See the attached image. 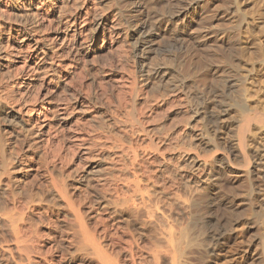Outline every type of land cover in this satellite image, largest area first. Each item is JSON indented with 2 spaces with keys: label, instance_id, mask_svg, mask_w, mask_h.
I'll use <instances>...</instances> for the list:
<instances>
[{
  "label": "rangeland",
  "instance_id": "1",
  "mask_svg": "<svg viewBox=\"0 0 264 264\" xmlns=\"http://www.w3.org/2000/svg\"><path fill=\"white\" fill-rule=\"evenodd\" d=\"M16 1L18 0H10L11 3H15ZM108 2L109 1H98L96 3L99 8L103 10L114 11L118 8L130 9L131 7L138 6L140 2H148L153 8V15H157L158 19L164 20L170 15L169 18L170 22H172V26L175 27L176 31L180 33L179 38L176 39L175 37L169 35H162L159 37L152 48V52L147 55L148 59L145 62L147 67H161L163 71L168 73V76L156 77V75L146 74L145 71L143 72L141 70L139 64L140 60L138 57H136L135 44L132 37L131 39L127 37L124 46L117 48V50L111 54L109 53L106 56H97L93 53L88 54V56H86L83 60L77 62V67L74 68L75 70L73 67H70L64 71H61L60 78L63 76V74L68 75L64 85L67 84V88H69L70 92H84L88 96V99L93 104H95L97 108V116L95 120L90 119V117L81 119L79 118V115L76 114L74 118L75 120H73L74 125L71 130H65V139H60L58 141L56 140L54 143L47 145L46 147L50 153V159L53 162L50 161V159L47 162H45L43 159H40L38 152L40 149L37 145L36 136L33 133V130H31V127H28L26 124L16 125L15 131L12 134H9V132H2V130L5 128L8 130L4 124V120H7L8 118L10 119L11 117L10 115L6 117L8 108H0V135L4 139L6 145L10 149L12 148L11 150L17 152V150L21 151L22 148H27L28 146L26 145L30 143L32 144V147L38 149L37 151L34 150L35 154H38L37 162L41 164L43 163V166L37 162L34 163L36 164L35 168H37V166L40 167V173H37V175L39 174L38 176L34 173L33 176L27 180L28 182L24 184V187H22L23 191L25 190L28 193L30 192L29 194L31 200L29 199L28 202H39V204L33 203L35 206L37 205L36 207L33 204H31L32 207L29 205L30 208L27 211V215L29 216L26 215L28 218V221L26 220V224L27 222L30 224L31 229L27 224L30 235V231H36L35 234L33 233L35 240H33V237H31V240L32 242L34 241L33 244L35 251L39 249V253L33 250V252L37 253L38 255L36 256L35 253H32L33 255H31V258L36 259L40 256L39 260L40 258L42 259L40 261L38 259H33L34 261L31 260L30 262L26 260L19 261L17 254L14 253L13 259L10 257L7 261V264H32V262L33 264H37L38 262V264H98L96 257L92 256L93 254L91 253L90 249L87 248L84 249L85 251H83L77 248V245L79 244L78 240L83 239L84 234L80 227L77 228L79 224L74 223L75 220H73L74 222H72V225L68 223L69 220L70 222L72 221V218H67L65 215L68 208H66L62 202L53 206L51 205L52 207L50 210L52 212L48 209L47 213L45 212L46 209L45 211H42L43 213L40 212L43 210L41 208H46L47 206V201L44 202L42 198H44V200L49 198L45 192L51 186L46 181L49 179V176L46 175V171L44 173L43 167L45 166V163H47L48 166L51 164L50 167L54 166L55 163L54 169L56 170L51 169L50 172L51 177H53L56 182L59 181L58 183L63 182V178H65L64 181L66 182L63 183L69 185L73 182L74 184L75 180L77 181L76 178L79 177V175L84 176L86 180L83 184V187H85V191L86 187L90 189L89 190L87 188L88 193L87 191L86 193L84 191V193L89 200H91L94 196V188L92 189V187H94L96 182H98L96 180H99L101 177L102 178L100 179V182H102L103 185L105 184L103 186L104 188H102L104 190L106 188L107 190L110 187V191L113 189L111 193L110 191L108 192L114 197H116L117 194H119L118 196H121L122 192V195L126 193L125 188V193L122 189V185L124 183H130L136 178H141L143 181H141L142 183L140 182V184H143L141 185L142 187L145 185L146 190L143 191L147 192L150 187L152 188L153 183H155L154 179H156V181H158L153 186V188L155 187L154 191L153 189H149L150 193L146 195L147 197H150V199H148L153 206H151L149 202L146 204L147 206L150 205L151 208L153 207V209L149 207L148 210L147 207L146 209L142 205L143 209L139 214L140 220H144V217L146 218L145 220H149L154 218L153 214L155 211H163L165 216L170 218L167 220H173L176 222L175 224L181 223L180 225H182L181 221L185 220L183 225L186 224L187 226L186 222L189 221L190 223L192 222L191 225L188 222L189 227H195L196 224L200 222L196 226L195 230L191 231V227L190 230L188 228L187 229L192 233L195 232V234H200V238H197L198 243L202 246L205 245L207 248H203L205 254L204 263H207L209 258H214L213 253H219V247L217 246V241L214 237V234L216 237L217 234H223L225 239L230 240L228 247L232 248L230 250L228 247L226 248L227 253L231 251L228 255L243 253L248 256L249 254H254V262L257 261L255 264H259L258 257H260L262 255L261 253L264 251V238H262L264 237V128H261V126L259 127V124L255 123V121H253L255 125L251 123V133L248 132L246 138L248 142L246 151L247 155L252 158V161L249 165L245 166L243 163L244 159H242V154L237 152V156H235V145L237 144L236 133L238 132L237 129L239 128L238 126L240 123H237L238 121L236 118L238 116H235V101L243 99L246 103L243 101L240 102H243L245 105L248 104V108L250 106L249 109L252 108L253 111L256 110V112H259V114L263 113L260 112V109L264 111V67L260 59L263 57L258 58V62L256 63L254 61L256 56L254 54L255 50L262 52V49H264V0H113L112 3ZM65 10H69V8L64 9V11ZM16 19L23 22H33L34 18L28 16H19L16 17ZM154 26L155 25L152 24V26H150L151 29H154ZM43 34V32H40L39 36H44ZM44 46L51 48L53 47V44L49 41H45ZM235 49L238 50L239 53L236 54L237 51ZM3 50L4 49H2L0 45V54L3 52ZM262 53H264V50ZM110 68L113 70L115 75L119 74L124 75L126 78L134 77L136 79L138 92H134L133 94L136 93L137 96L134 95V98H132L133 94L130 95L127 89V97L125 96V92H123V94H119V92H117L118 87L115 86L117 84L112 79L108 78V75H110V73H108ZM236 68L238 69L236 70ZM72 71H74V73L69 75V73ZM3 77L7 78V75L1 76L0 78ZM240 87L243 88L240 89ZM239 89L240 92H242L240 95L237 93V91L239 92ZM243 89H245L246 94L245 91H241ZM36 91V88L33 87L30 90V93L35 94ZM63 93L64 94L60 95L65 98V96H67L66 92ZM117 93L120 95V97L122 95L126 97V103L123 101L124 97L122 96L120 99ZM216 94L218 97H214ZM238 96H241V99ZM215 101H220L217 103V105H226L229 109L228 112L220 113L217 108H210L211 106L214 107L213 104H216ZM129 105H131V107L133 106L132 108L135 112L132 111V113L134 112V115L128 114L130 111V108H128L130 107ZM254 107L259 109H254ZM248 108L246 109L249 110ZM126 111H128V113ZM212 111L215 112V114H218L220 117V129L215 130L209 123L207 112L209 113ZM250 111L252 110H249L248 112ZM127 114L131 117H128ZM132 115L134 117H132ZM261 115L264 116V114ZM76 117L79 118V120ZM137 118H141L142 122L137 123V121H135ZM129 119H135V123L131 120L133 122L132 124ZM76 120H78V122ZM188 125H190V129ZM182 128H184V130L186 129L185 135L187 136L181 138L178 140V142L175 141L177 142L175 143L172 136L174 137V134H177V131L182 130ZM74 134L84 135L87 138L94 140V142L99 141V145L97 142L95 143L97 144L96 148L101 145L105 146L104 141L107 137L109 138L110 143L108 140L105 141V143L107 142L106 146L108 148L110 147L111 151L106 146V149L105 147L103 148L101 146L102 148L99 147L101 149L98 148L96 151L95 148V151L93 150L92 154L90 153L89 155H86L87 157H82L80 150H82L83 147L78 148L74 146L72 142L73 140L68 139V136H73ZM131 137L132 142L136 146L139 145L136 147L137 150L133 149L131 151V148H134L133 146H135L132 142H130ZM141 137L142 139H140ZM135 138L138 140V144H136ZM113 139L115 140L114 142ZM143 139L146 140V142L149 139L151 142L148 141L149 144L146 142L144 144ZM24 140H26L28 143L24 142ZM102 140L104 145L102 144ZM113 143L116 145V147L119 145L121 147L123 144L120 149H123V147L126 146L127 147L123 151L120 149L118 151H116L117 149L114 151L116 147L113 145ZM167 143L173 144V147L171 145L170 149L174 148V151L176 149L175 153L172 152L173 150L169 152V150L167 151L165 149L168 145ZM178 144L179 148L181 147L186 149V152L184 151L186 153V155H183L184 157L181 156L184 154L183 151L174 147H178ZM130 145L132 147H130ZM129 149L131 154H127L129 153ZM144 149L146 154L149 150V152H153H150V154L153 155L155 153V156H152L149 153L148 154L152 158H150L148 154V156H146V154L142 156V150L143 153H145ZM162 149H165V152ZM154 150L158 151L159 153L157 152L156 154ZM160 150H162L164 153ZM124 151H126L124 154H127L122 155V158L126 159H124L125 162H123V159L121 160V158L118 159L121 153ZM181 151L182 153H177ZM114 152L117 155H115ZM21 153L25 155L27 152L25 149H23ZM134 153L139 155L135 156L136 154ZM109 154H111L110 157H112V159L114 158V161L109 157ZM179 154H181V157ZM128 155L130 158L133 157L131 159L133 162L128 160L130 159L129 157L127 158ZM176 156H179V158ZM196 156H199L198 160L203 163V166H196L194 159L192 163H189V157L192 158ZM137 157H139V159L141 157L142 160H140L143 162H141ZM143 157H147L146 161L148 163H145V165L147 164L145 167L143 165ZM167 157H173V159L165 160L168 159ZM116 158L119 161H122L121 163L123 164L128 161V163H126L127 165L122 164V167L124 166L127 168V172L124 174L125 177L127 175L126 179H124L122 172L121 175H119L120 177H117L120 171H118L117 168H114L115 163H117L116 166L120 169L121 163L119 162V165L118 161H116ZM148 158L153 159L152 163H154L153 161H156L153 164L155 166L152 165L151 160ZM105 160H107V162ZM157 160L159 162H157ZM130 162L136 167H134ZM129 163L133 167H131ZM140 164L143 168L140 166ZM158 165L160 166L157 167ZM103 166L105 168H103ZM150 166L154 167L150 168L154 170L153 173H151L152 175L150 174L152 177L149 176V172H152V170L149 171ZM147 167L148 170L146 169ZM156 167L161 174L156 170ZM141 168L142 171H140ZM160 168L163 169V171ZM60 169H63L62 172H59ZM143 169H146L147 172L145 170L144 172ZM114 170L118 172H115ZM108 171L110 172L109 176ZM137 171H140V177H138L136 174ZM143 172L145 174H143ZM71 173L73 174L70 175ZM131 174H133V176ZM142 174L146 176L148 175L152 178L153 181H150L151 184L148 183L149 178L145 179L146 176H143ZM153 176H155V178ZM115 177L120 179V183ZM143 177L146 181L143 179ZM57 178L59 180H57ZM103 178H105V180ZM141 179H139L138 182ZM107 180H109V182H113L110 184L107 182ZM124 180L127 182H123ZM88 181L90 183H94H91V186L93 185L92 187H89L90 184ZM29 183L32 184L30 185ZM167 183L171 189H169V186L166 187ZM159 184H162V186L165 184L164 186L166 188L164 186H160ZM117 186L119 189L116 188ZM145 187H143V189H145ZM163 188H165V190L169 189V191L174 190V193L172 194L169 191L164 192ZM115 189L120 192L116 194ZM150 190L155 193L154 196H152L153 193ZM113 192H115L116 195L113 194ZM144 194L146 193L144 192ZM126 195L129 194L126 193ZM169 195L171 199L168 197ZM171 195L176 198H173ZM251 195H254L255 197ZM178 197H181L184 202L180 201V198L178 201ZM32 198L34 200H32ZM248 198L251 200L250 203L248 202ZM255 198L257 200L256 202L254 201ZM201 199L204 201H201ZM5 200L6 192L5 190H0V210H3L6 207ZM185 202L188 204H184ZM181 204L182 206L184 205V207L187 206L188 209H186V207L185 209L182 207V210H185L182 211L180 208ZM155 206H159V208L157 209ZM154 207L157 210L153 211L155 209ZM172 210L175 211L173 212ZM179 212H181V216ZM147 214H149V216L152 215V217L149 218ZM170 214L172 217H170ZM51 215L53 220L49 217ZM100 215L104 217L103 214ZM63 216L65 219H63ZM259 217L261 218L260 220ZM101 218H99L100 222L95 220V223H98V229L97 223L94 224V221H91V223H86L87 226L90 225L87 227L89 229L91 228L90 230L88 229L90 233L93 234L95 229H97V231H95L97 235L94 233V236L96 235V239L99 238L100 240L98 241L100 242L102 241L100 238L102 234H98L102 233L101 231L103 228H106L110 224L108 220L106 222V220H102ZM203 220L212 221L208 230L207 228L205 229L200 226L202 225L201 222H203ZM103 221L106 222L107 226ZM121 225H124V227L127 228L125 224ZM66 226L69 227L67 228ZM122 226L119 227L120 230L118 228V234L120 233L119 235L124 236L123 239L128 233L127 230L131 231L136 237H138V232L136 233L130 228L125 230V228ZM197 227L200 228V231H196L199 230ZM202 228V231H205V234L209 233L206 235V237H203L205 234L201 232ZM78 230H81L79 231L81 234L79 232V234H77ZM109 231L112 232V228H109ZM123 231L127 232L123 234ZM61 234L63 235L61 236ZM82 234L83 237H81ZM211 235L212 238L209 237ZM85 237L87 236L85 235ZM65 238H68V240ZM202 238L205 240L203 241ZM8 241L10 242V237L9 235H6L5 229L0 224V245H3L4 247L9 245L11 246L12 243H8ZM86 241H88V237ZM75 249L80 252L75 254ZM81 252L84 253L82 254ZM85 252L87 256H84ZM88 259L91 260L89 261ZM254 262L252 260L250 264H253Z\"/></svg>",
  "mask_w": 264,
  "mask_h": 264
},
{
  "label": "bare ground",
  "instance_id": "2",
  "mask_svg": "<svg viewBox=\"0 0 264 264\" xmlns=\"http://www.w3.org/2000/svg\"><path fill=\"white\" fill-rule=\"evenodd\" d=\"M98 1H102V2L109 1L108 3L113 2V0H18L15 3H11L10 0H0V41H1L0 45H1L2 49H4L3 52L0 54V77L7 75V78H4V77L0 78V108H2V107L8 108V112L6 113V117L9 115L11 117L10 119L8 118L7 120L6 119L4 120V124L6 125L8 130H6V128H5L4 130H2V132H9V134H12L15 131L16 125H18V124H26L28 127H31V130H33V133L36 136L38 148L40 149L38 151L39 155H40V159H43L45 162H47L51 157L48 149L46 148L47 145L54 143L56 140L58 141L60 139H65V134H64L65 130H68V129L71 130V128L74 125L73 120H75L74 118H75L76 114H78L79 118H81V119L82 118L85 119V118L90 117V119L95 120V118L97 116V114H96L97 108H96L95 104H93L88 99V96L84 92H82V91H81V93H74V91L70 92L69 88H67V84L64 85V82H65L66 78H68L67 77L68 75L63 74V76L60 78L61 71H64L70 67H73V69L76 68L77 62H79L80 60H83L86 56H88V54L93 53V54H96L97 56H106L109 53L111 54L112 52L117 50V48L124 46L125 40L127 37H129V39H131V37H132L134 39L136 57H138L140 60L139 64H140L141 70L143 72L145 71L146 74L156 75V77L168 76V73L166 71H163V69L161 67H158V66L157 67L156 66L147 67V64L145 62L148 59L147 55H149L152 52V48L155 45V43L159 37H161L162 35H169V36L175 37L176 39L179 38L180 33L177 32L175 27L172 26V22H170V18H169L170 15L167 16L164 20L158 19L157 15H153V12H152L153 8L149 5L148 2H140L138 6L131 7L130 9L118 8L114 11H108V10H103V9L99 8V6L96 3ZM67 8H69V10L64 11V9H67ZM19 16H26V17L28 16V17H33L34 19H33V22H30V21L23 22V21H19L16 19V17H19ZM152 24L155 25L153 27L154 29H151V27H150V26H152ZM40 32H43L44 36H39ZM45 41H47V42L49 41L50 43H52L53 47H51V48L45 47L44 46ZM89 47H90V49H89ZM263 50L264 49H262V52H263ZM236 51H237L236 54L239 53L238 50H236ZM262 52L255 50L254 54L256 56H255L254 61L256 63V62H258L257 61L258 58L263 57L260 59L262 61V65L264 67V53H262ZM259 63H261V62H259ZM145 69H148V70H145ZM237 69L238 68H236V70ZM72 73H74V71L70 72L69 75ZM108 73H110V75H108V78L112 79L117 84L115 86L118 87L117 92H119V94H123V92H125V96H126L127 95L126 89L129 91L130 95H132L134 92H138L136 79L134 77L126 78L124 75H119V74L115 75V73H113V70H111V68L109 69ZM9 74H12V75H9ZM33 87H35L37 90L35 94L30 93V90ZM242 88L240 87V89H242ZM240 89H239V92L237 91V93H239V95H240V93H242V92H240ZM217 91L220 92L219 90H217ZM241 91L244 92L245 89H243ZM63 92H66L67 96H65V98L62 97V95H60V94H64ZM119 94L117 93V95L119 96L120 99L122 96L124 97V95H122L120 97ZM245 94H246V91H245ZM134 95L137 96L135 93L132 95V98H134L133 97ZM126 97H124V100H123V101H125V103H126V100H125ZM214 97H218V95L216 94V96H214ZM131 101H132V99H131ZM240 101L245 102L243 99H241L239 101H235L236 102L235 103V113H236L235 116L239 117V118L238 117L236 118L238 121L237 123H239V122L241 123V124L239 123V126H238L239 128L237 129L238 132L236 133L237 134L236 135V137H237L236 143L237 144L235 145V147H236L235 156H237V152L241 153L243 156L242 159H244L243 163L245 166H247L252 161V158L249 157V155H247V151H246V147H247V143H248L247 139H246L247 134L251 130L250 126H251V123H253V121H255V123L259 124L258 125L259 127L261 126V128H264V116L261 115V114H264V111H262L260 109V112H263V113L259 114V112H256V110L253 111L252 108L249 109L250 106L248 108V104L245 105L243 102H240ZM215 102H216V104L215 103L213 104L214 107L211 106L210 108H212V109L217 108L220 113H223V112L227 113L228 112L229 109L226 105H217V103H219L220 101L219 102L215 101ZM125 103H124V106H125ZM132 104H133V102H132ZM129 106L130 107H128V108H130V111L128 109L129 113H128V111H126V112L131 115L135 111L132 108L133 106L132 107H131V105H129ZM257 107L256 108L254 107V109H257ZM246 108H248L249 110H252V111L248 112L249 110H247ZM132 111H134V112L132 113ZM128 114H127V116H128ZM133 115H132V117H134ZM128 117H131V116H128ZM136 117H138V116H136ZM79 118H77V119L79 120ZM207 118L209 119V123L212 125V127L215 130L220 129L219 124H220L221 120H220V117L218 116V114H215V112H213V111L209 112V113L207 112ZM78 120H76V121L78 122ZM134 120H132V121L134 122ZM135 121H137V123L142 122L141 118L140 119L137 118V120H135ZM133 122H132V124H133ZM184 127H186V126H184ZM188 127L190 129V125H188ZM221 129H222V127H221ZM185 130H184V128H182V130H180V131L178 130L177 134L175 133L176 136L173 133L174 134V137L172 136L173 141L178 142V140L187 136V135H185L186 134ZM0 133H1V130H0ZM89 137H91V136H89ZM136 138H135V142H136V144H138V140ZM68 139L73 140L72 142H73L74 146H76L78 148L83 147V149L80 150L82 157L89 155L90 153L92 154V151L93 150L95 151V148L97 147V144L99 142V141L98 142L96 141L97 144H95L96 142H94V140H92L91 138H87L86 136L79 135V134H74L73 136H68ZM105 139H106L105 141L108 140V142H109V138L106 137ZM140 139H142V137ZM105 141H104V144L106 146L107 142L105 143ZM114 141L115 140L113 139V142ZM116 141H119V140H116ZM143 141L145 144L146 140L143 139ZM148 141H150V140L148 139ZM148 141L146 143L149 144ZM168 141H169V139H168ZM24 142H27V141L24 140ZM130 142H132V137H131ZM177 142H175V143H177ZM4 143H5L4 139L0 135V173H1V175H0V188L1 189L0 190H5V192H6V200H5L6 207L3 210H0V224L5 229L6 235H9L10 242L12 244H11V246L9 245L6 247H4L3 245H0L1 246V248H0V264H7V261L10 257H12V259H13L14 253L17 254L19 261H25L26 260V261L30 262L31 260L35 259V258L32 259L31 255H33L35 252H38V250H39L37 247L38 250L35 251V249H34L35 247L33 244L34 241L32 242V240H31V237H33V233L35 234L36 231L35 232H34V230H32L33 232L30 231V233H31V235H30L28 232L29 228H27L28 225L30 227V224L28 222H27L28 225L26 224V220L28 221V218L26 217V215H27V211L30 208L29 205L33 204L34 201H30L31 203L28 202V200L30 199V194H29L30 192L28 193L25 190L23 191L22 187H24V184L28 182L27 180H29V178L31 176H33L34 173L36 175H37V173H40L39 172L40 167L37 166V168H35L36 164H34L38 160V158H37L38 154H35L34 150L37 151L38 149L32 147V144L27 142L28 144L26 146H28V147L22 148V150L25 149V151L27 153L25 155H23L21 153L22 150L21 151L17 150V152H15V151L11 150L12 148L10 149L6 145V143L4 145ZM117 143H119V142H117ZM156 143H158V142H156ZM102 144H103V140H102ZM139 144H140V142H139ZM107 145H109V144H107ZM113 145H115V144L113 143ZM122 145H121V147H122ZM168 145H167V147H169V148H167V147L165 148L166 145L164 146V148L167 151L169 150V152H171L174 149V148L170 149L171 145L173 147V144L169 143ZM101 146H98V148ZM105 146H102V147L104 148ZM138 146H136V145L133 146L134 148H131V151L133 149L137 150L136 147H138ZM153 146H154V144H153ZM106 147H105V149H106ZM115 147H116V145H115ZM121 147H120V145L117 146L114 149V151L116 149H117L116 151H118ZM126 147H123V149H120V150L123 151ZM130 147H132V146L130 145ZM174 147L183 151L184 154H182V155L179 154V156L180 155L181 156L186 155V153H185L186 149L181 148V147L179 148V144H178V147H176V146H174ZM98 148H96V151ZM101 148H99V149H101ZM108 149L110 150V147ZM165 149H162V150L165 152ZM178 149H177V151H178ZM135 150H134V152H135ZM162 150H160V151L163 152ZM112 151H113V149H112ZM131 151L129 149V153H127V154H131ZM167 151H166V153H167ZM175 151H176V149H175ZM175 151L173 150L172 152L175 153ZM182 151L177 152V153H182ZM125 152L126 151L121 153V155L118 159L121 158V160H122L123 159L122 155ZM144 152H145V149H144ZM150 152H152V151H150ZM150 152L148 150L147 154L148 153L150 154ZM155 152L157 154L158 151H155ZM169 152H168V155H169ZM114 154H115V152H114ZM127 154H124V155H127ZM134 154H136V153H134ZM144 154H146V152L143 153V150H142V156H144ZM147 154H146V156L149 155V154L148 155ZM96 155H98V154H96ZM110 155L111 154H109V157H110ZM115 155H117V154H115ZM137 155H139V154H136L135 156H137ZM150 155H152V154H150ZM150 155H149V157H150ZM179 156H176V157L179 158ZM187 156H188V154H187ZM107 157H108V155H107ZM128 157H129V155L127 156V158ZM131 157H132V155H131ZM110 158L112 159V157H110ZM132 158H130L128 160L133 162V160H131ZM137 158L139 159V157H137ZM146 158H144V164H143L144 167L147 165V164L145 165V163H148L146 161ZM150 158H152V157H150ZM150 158H148V159H150ZM160 158H162V157H160ZM189 158H190V160L188 159L189 163H192L193 159H194L196 166H198V167L203 166V163H201L200 160H198L199 156L198 157L197 156L192 157V158L189 157ZM118 159L116 161H118V164L120 165V163L122 161H119ZM124 159H123V162H125ZM140 159H141V157H140ZM169 159L172 160L173 157L165 159V160H169ZM150 160L152 163L153 159H150ZM50 161H52V160L50 159ZM105 161L107 162V160H105ZM164 161H163V163H164ZM41 162H42V160H41ZM141 162H143V161H141ZM153 162L155 163L156 161H153ZM157 162H159V161L157 160ZM161 162H162V160H161ZM37 163H39V162H37ZM126 163H128V161ZM126 163H124V164H126ZM149 163H150V161H149ZM154 163H152V165ZM39 164H41V163H39ZM110 164H111V161H110ZM116 164L117 163H115L114 168H117V170L120 171V173L117 175V177L119 178L120 177L119 175H121V172H122L124 179H126L127 175L125 177L124 174H126L127 168L124 166H123L124 168L122 167L123 163H121V165H120L121 169L119 167H117ZM131 164H130V166H131ZM150 164H148V165H150ZM159 164H161V163H159ZM50 165L48 166V164L45 163V166L43 167L44 173L46 171V175L49 176V179H47L46 181L51 186L49 188L47 186L48 189L45 192L49 198L47 200H44V198H42V200L44 202L47 201V203H46L47 206H46V208H41L43 210H41L40 212L43 213L42 211H45V209H46L45 212L47 213V209L50 210L53 205L62 202L63 205L66 208H68L65 215L67 216V218L68 217L72 218V221L70 222V220H69L68 223H70V225H72L73 224L72 222H74L73 220H75L74 223L79 224V226L77 228L80 227V229H82L83 234H84V238H86V239L83 238L81 240H78L79 244L77 245V248L80 250H83V251H85L84 249H87V248L90 249L91 253L93 254V255L92 254L91 255L93 257H96L98 264H203L204 263L205 254H204L203 248H205V249H207V248L205 245H204L205 246L204 247L198 243L197 238H200L199 237L200 234H198V233L195 234V232H193L195 234L194 235L191 232V231L195 230L196 226L200 222H198L195 227L190 226L192 228V230L189 231L190 230V227L188 225L189 221L186 222L187 226H186V224L183 225L185 223V220L184 221L180 220L182 222V225H180L181 223L180 224L177 223L178 224L177 225V224H175L176 222H174L173 220H167L170 218H167L165 216V214L163 213V211H160V212L155 211L159 208V206H157V207L155 206L157 209L154 207L155 209L153 211H155V212H154V214L152 213L154 215V218H151L149 220L148 219L145 220L146 219L145 217H144V220L139 219V214H140V211L143 209V207L144 208L147 207L149 210L150 205L147 206L146 203L147 202L150 203V200H149L150 197H147L146 195L150 193L149 189H151V190L153 189V191H154L155 187L153 188V186H154V184H156V182L158 180L156 181V179H154L155 183L152 182L153 183L152 188L147 187V188H149L147 191L148 193L146 191H143V190H146V187L144 185L143 187H145V189H143V187L141 186V185H143V184H140V182L143 181L141 178H136L137 180L135 179L136 180L135 181L134 177H133L134 181L131 180L132 182H130V183L127 182L126 180H124L123 182H127V183L123 184L121 182L123 184L122 189L124 190V188H125L126 193L129 195H126L125 190H124L125 194L122 195L123 190L121 189L122 190L121 196H118L119 194H117V193H119L120 191L115 189L117 196L114 197V196H112V194H109V192H108V191H110L109 186H106V187H109L107 190H106V188H105V190L103 189L104 188L103 186L105 184L103 185V183L100 182V179L102 178L100 176L101 178L99 180H96L98 182H96V185L94 187H92L93 185L91 186V183L94 184L95 180H94V183L93 182L90 183L88 181V183L90 184V186H89V184H88V186L92 187V189L94 188V194L92 193L94 196L92 195L93 198L91 200H89L85 194L88 187H86V191H85V187H83L84 186L83 184L86 180V178H84V176L79 175V177L76 178L77 181L75 180L74 184H73V182H72V184H69V182H68L69 185L63 183V182H66V181H64L65 178H63V177H62L63 182L58 183L59 181L56 182L54 180V178L51 177V172H50L51 169L56 170V169H54L55 163H54V166H52V167H50ZM52 165H53V163H52ZM107 165H108V163H107ZM113 165H114V163H113ZM132 165L134 166V164H132ZM133 166H131V167H133ZM140 166H141V164H140ZM153 166H155V165H153ZM153 166H150L149 169L151 167L154 168ZM159 166L160 165H158L157 167H159ZM162 166H164V165H162ZM134 167H136V166H134ZM139 167H138V169H139ZM65 168H64V170H65ZM103 168H105V167L103 166ZM142 168L140 171H142ZM97 169H98V167H97ZM106 169H104V170H106ZM146 169L148 170V167ZM146 169H143V171L145 170L147 172ZM62 170L60 169L59 172H62ZM151 170L152 169H150L149 171H151ZM156 170L158 171V168ZM161 170L163 171V169H161ZM109 171H108V176L110 175ZM118 171H115V172H118ZM140 171H137V173H136L138 175V177H140V175H139V174H141V173H139ZM153 171L154 170H152V172H149V176L152 175L151 173H153ZM68 172H69V170H68ZM144 172H143V174H145ZM72 174L73 173H71L70 175H72ZM114 175H116V174H114ZM131 175L133 176V174H131ZM75 176H77V175H75ZM105 176H106V174H105ZM143 176H146V175H143ZM149 176L147 175L145 177V179L149 178L148 183L151 184L150 181H153V180L151 178L152 176L151 177H149ZM153 177L155 178V176H153ZM118 178H116V180H118V182H119L120 179H118ZM157 178H158V176H157ZM34 179H36V178H34ZM103 179L105 180V178H103ZM139 179H141V180L138 182ZM143 179H144V177H143ZM57 180H59V179L57 178ZM70 180H72V179H70ZM92 180H93V178H92ZM107 182H109V180H107ZM112 182L113 181H110L109 183L111 184ZM33 183H36V182H33ZM29 184L31 185L32 183H29ZM113 184H112V186H113ZM86 185H87V183H86ZM164 185L165 184H163V186ZM118 186L116 188H118ZM160 186H162V184ZM167 186H169L168 183H167L166 187ZM162 187H160V188H162ZM165 188H163L164 192H168L169 189H171L170 186H169V189H167V190H165ZM112 190L110 191V193L112 192ZM156 190H157V188H156ZM84 191H85V193H84ZM153 191H151V192L153 193ZM144 192L146 194H144ZM169 192H171L173 194L174 190L169 191ZM87 193H88V191H87ZM113 194H115V192H113ZM154 194L155 193H153L152 196H154ZM174 195H176V194H174ZM171 196H173V195H171ZM251 196H254V195H251ZM44 197L46 198L45 195H44ZM168 197H170V195ZM248 197H249V195H248ZM89 198H90V196H89ZM173 198H176V197L173 196ZM179 198L181 199V197H178V201H179ZM170 199H171V197H170ZM203 199H201V201ZM248 199H249V201L248 200L247 201L250 203L251 200H250V198H248ZM32 200H34V199L32 198ZM43 201H42V203H43ZM180 201L184 202V200H182V199ZM254 201L255 202L257 201L256 198ZM175 202H176V200H175ZM186 202L184 204H188ZM35 203H36V201H35ZM203 203H205V202H203ZM36 204H39V202ZM145 204H146V206H145ZM150 204H151V206H153L152 203H150ZM176 204H177V202H176ZM253 204H254V202H253ZM142 205H143V207H142ZM31 207H32V205H31ZM182 207H184V205L182 206V204H181V206H180L181 210H182ZM185 207H186V209H188L187 206H185ZM185 207H184V209H185ZM172 208H173V205H172ZM33 209H32V211H33ZM151 209H153V207ZM174 209H176V208H174ZM64 210H66V209H64ZM162 210H164V209H162ZM182 211H185V210H182ZM34 213H36V212H34ZM141 213H143V212H141ZM180 213L181 212H179V214ZM60 214H61V212H60ZM100 214H103L104 217H102V215H100ZM27 216H29V215H27ZM147 216H149V214H147ZM180 216H181V214H180ZM261 216H262V214H261ZM49 217L52 219V215ZM58 217H60V216H58ZM150 217H152V215L149 216V218ZM170 217H172L171 214H170ZM97 218H98V220H97ZM99 218H101L102 220H106V222L108 220L110 223L109 226H107L106 222L103 221V222H105L107 227L106 228L104 227L102 231L99 230L102 232V233L98 234V235L102 234V236H100V238L102 240L101 242L98 241V240H100L99 238L96 239V237H95L97 235L95 233V231H97V229L99 228L98 223H97V222H100ZM63 219H65V217ZM260 219L261 218L259 217V220ZM55 220H56V218H55ZM95 220L97 221L96 223H97L98 227H97V229H95V231L93 230L94 233L96 234L94 236V233L92 234L89 231L91 228L90 229L87 228L90 225L88 224L89 226H87L86 223H91V221H94V224H96ZM197 221H200V220H197ZM191 223H190V225H191ZM211 223H212V221H210V220H203V222H201L202 225H200V224L199 225L205 229L207 228V230H208V228H210V226H211ZM77 224H75V225H77ZM121 224H125L127 228L132 229L136 233L138 232V234H137L138 237H136L131 231L127 230L128 233L125 235V238L123 239L124 236L119 235L120 233L118 234V228L120 226H122ZM122 227H124V225ZM198 227H197V229H199V230H196V231H200V228H198ZM109 228H112L113 231L110 232ZM127 228H125V230ZM203 228L201 229V232L205 234V231L204 232L202 231ZM30 229H31V227H30ZM119 230H120V228H119ZM79 231H81V230H78L77 234L80 233ZM127 231H125V232H127ZM125 232L123 231V234H125ZM83 234L81 237H83ZM208 234H205V236H203V235L202 236L206 237V235H208ZM62 235L63 234H61V236ZM85 235L88 237V241H86L87 237H85ZM209 237L212 238V235ZM214 237L216 238L217 246L219 247L218 248L219 253H217V252H216L217 254L213 253L214 258L213 259L209 258L210 260L208 259L207 263H204V264H250V262L252 260L254 262V257H255V256H253L254 254L253 255L249 254L248 256H246L243 253L242 254L237 253L236 255L235 254L228 255L231 252L229 250L232 249V248L228 247L230 240L225 239L223 237V234H217V237L214 234ZM262 238H264V237H262ZM60 239H62V238H60ZM65 239H63V240H65ZM33 240H35V238ZM66 240H68V238ZM204 240L205 239H203V241ZM10 242L8 241V243H10ZM72 243H73V241H72ZM2 247H4V248H2ZM227 247L229 248L228 253L226 252ZM33 250L35 252H33ZM233 250H235V249H233ZM75 251H76L75 254L80 252V251H77L76 249H75ZM208 251H207V253H208ZM86 252H85L84 256H87ZM214 252H215V250H214ZM263 253H264V251H263ZM263 253H261L262 254L261 256L258 255V256H260V257H258L259 258V264H264V254ZM209 254H211V253H209ZM35 255L37 256L38 254L35 253ZM81 256H83V255H81ZM88 256H89V254H88ZM39 257L36 259L39 260ZM41 259L42 258H40V260ZM84 259H83V261H84ZM80 260H82V259H80ZM92 260H93V258H92ZM36 262H38V261H36ZM92 262H94V261H92ZM255 262H257V261H255ZM255 262L253 264H255ZM43 263H45V262H43ZM95 263H96V260H95ZM32 264H33V262H32ZM34 264H36V263H34Z\"/></svg>",
  "mask_w": 264,
  "mask_h": 264
}]
</instances>
